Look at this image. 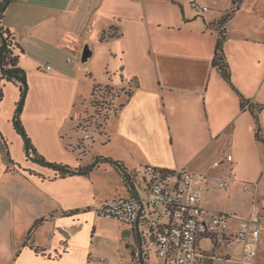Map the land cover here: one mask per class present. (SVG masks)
Wrapping results in <instances>:
<instances>
[{
  "label": "crops",
  "instance_id": "crops-1",
  "mask_svg": "<svg viewBox=\"0 0 264 264\" xmlns=\"http://www.w3.org/2000/svg\"><path fill=\"white\" fill-rule=\"evenodd\" d=\"M193 3L208 11H195ZM231 6V0L9 1L2 26L13 34L18 66L27 72L20 115L26 138L45 163L84 173L61 178L26 157L14 123L21 84L0 79V264H101L98 238L112 226L115 243L104 250H120L132 239L139 260L136 230L103 219L96 208L132 197L126 174L140 180L147 166L210 175L216 174L213 163L231 154L230 186L223 193L240 187L257 197L264 186V145L242 99L262 108L264 134V0L242 1L221 25ZM222 31L232 85L212 65ZM86 45L93 57L83 63ZM99 87L121 92L114 98L117 110L93 133L103 150L94 154L80 144L78 125ZM144 188L134 189L143 197ZM217 190L204 194L205 217L229 214V232L257 212L230 214L220 207ZM221 250L215 255L223 256ZM235 254L241 255L231 252L232 261L212 264H238Z\"/></svg>",
  "mask_w": 264,
  "mask_h": 264
},
{
  "label": "built area",
  "instance_id": "built-area-1",
  "mask_svg": "<svg viewBox=\"0 0 264 264\" xmlns=\"http://www.w3.org/2000/svg\"><path fill=\"white\" fill-rule=\"evenodd\" d=\"M191 6L197 12L208 11L196 3ZM51 69L47 67L48 71ZM250 107L248 103L246 108ZM81 132L83 140L94 139V134L86 127L82 126ZM232 163L233 156L226 154L222 161L213 163L216 174L210 175L147 166L140 180L129 174L128 184L134 188L145 187L143 197L139 196V200L133 195L130 198L118 197L99 205L96 212L103 219L116 220L134 229L136 225L144 227L145 231L141 232L145 240L142 242L144 250L154 248L162 264H212L218 259L232 261L229 254L238 251L241 255L237 263L251 264L259 253L258 246L264 231L259 214L253 212L249 218L240 219L237 229L229 232V214L212 213L206 218L207 212L203 208L206 190L229 189ZM204 238L211 239L213 250H201L200 241ZM219 249H225L229 254L218 257L215 254ZM101 262L106 263L105 259Z\"/></svg>",
  "mask_w": 264,
  "mask_h": 264
},
{
  "label": "rangeland",
  "instance_id": "rangeland-1",
  "mask_svg": "<svg viewBox=\"0 0 264 264\" xmlns=\"http://www.w3.org/2000/svg\"><path fill=\"white\" fill-rule=\"evenodd\" d=\"M101 91L103 95H101ZM120 90L113 89L110 87H99L97 88L96 95L93 96L92 100L86 105V107L82 108L81 112V120L79 122V128L84 126L91 133H96L101 129L103 123H106L109 116L113 113L117 105H119V101L114 104V102L109 101L108 96H116L120 94ZM116 105V106H115ZM81 133V128L79 129ZM82 134V133H81ZM41 135V134H40ZM43 136L41 135V138ZM100 137L94 138V140H86L84 141L86 145L89 146V150H91L94 154L101 153L102 147L99 141ZM27 153V151H26ZM26 154L28 159L34 160L33 154ZM33 158V159H32ZM50 163V162H47ZM52 164V163H50ZM225 190H217L215 194L220 195L219 203L221 204V208L229 211L230 214L237 213L239 216H249L252 211L260 212L261 216L264 217V186L261 185L260 190L257 194V197H254L253 194L247 193L243 188L238 187L237 191L231 192L229 195H225ZM224 192V193H223ZM214 193V192H212ZM212 196V194L210 195ZM255 199V200H254ZM109 226V225H107ZM232 223L229 224V230L234 229ZM231 228V229H230ZM113 231L115 228L112 226L110 230H108L107 236L102 237V235L98 238V244L101 247V250H98V258L101 262L102 257L108 259L109 264H139V260H137L132 253V249L130 248L131 243L133 244V240H127L128 243L125 247H122L120 250H104L107 249L108 245H112L115 243L114 237H112ZM106 234V233H105ZM142 238V234H140ZM113 238V239H112ZM127 239V238H125ZM9 239L5 236L4 238V247L9 246ZM120 244V243H119ZM118 244V245H119ZM123 246V243H122ZM130 248V250H127ZM200 248L202 251H211L213 250V243L211 239L204 238L200 241ZM107 251L108 253H106ZM110 253V254H109ZM226 250H221L218 252V255L227 254ZM229 254V253H228ZM235 259H239L238 254L234 255ZM145 264H162L160 259L156 256V250L154 248H150L146 255L143 257ZM254 264H264V234L259 244V255L253 260ZM101 264H103L101 262ZM215 264H220L219 262H215ZM230 264V263H226Z\"/></svg>",
  "mask_w": 264,
  "mask_h": 264
},
{
  "label": "trees",
  "instance_id": "trees-1",
  "mask_svg": "<svg viewBox=\"0 0 264 264\" xmlns=\"http://www.w3.org/2000/svg\"><path fill=\"white\" fill-rule=\"evenodd\" d=\"M16 1V0H14ZM242 1L244 0H231L232 6H231V10L222 18L220 24L224 25L226 22H228L233 16H235V14H237V12L240 10V6L242 4ZM9 3V1H5L1 6L7 5ZM4 16V10H0V68H1V72H0V79L1 80H6L8 82L11 83H20L21 84V100L18 102L17 108H16V128L18 130H22V135L25 138L26 144H25V148L27 151V155H30L29 153L33 154V158L34 160L40 162L41 164H44L46 161L41 159L39 156H37L35 153V150L33 149L29 139H27V135L25 134L23 127L21 126L20 123V115L23 112V105H25V99H26V94L27 91L29 89L28 87V82H27V75H26V71L21 69L18 66V60H17V56H15V50L17 48L16 44H15V39L13 37V34L7 29L4 28V26H2V19ZM105 39V32L102 36V40ZM226 36L224 34V32H220V36L218 38L217 41V46L215 47V55H214V60H213V67H216L220 73L222 74V76L225 78V81H227L228 83L231 84V74H230V70H229V66L227 61L225 60V55L223 52V45L225 42ZM232 85V84H231ZM101 95H103V92L101 91ZM116 96H108V100L111 102H114V98ZM249 103V101L243 100L242 99V108H246V105ZM250 104V103H249ZM117 110V107L112 110V112L114 113ZM250 110V114L252 115L255 124H256V128H255V136H256V140L263 143L264 145V134L262 131V125L260 122V118H259V112L262 111L261 107H256L253 104L251 105V107L249 108ZM84 141H81L80 144L84 145ZM85 148V147H84ZM32 158V159H33ZM107 162H110L112 165L116 166L117 168L122 169V167L120 166V164H118L117 162H114L112 160L106 159ZM51 167L54 168L59 176L61 178H64L68 175H75V174H83L84 171L82 169H76L73 170L71 167L69 166H62V165H56V163H52ZM127 183L129 182V178L130 175L126 174ZM38 223V222H37ZM36 223V224H37ZM139 264H145L144 263V259L143 257L141 258V260H139Z\"/></svg>",
  "mask_w": 264,
  "mask_h": 264
},
{
  "label": "water",
  "instance_id": "water-1",
  "mask_svg": "<svg viewBox=\"0 0 264 264\" xmlns=\"http://www.w3.org/2000/svg\"><path fill=\"white\" fill-rule=\"evenodd\" d=\"M7 1H10V0H7ZM6 8V5L2 6L0 10H4ZM93 57V52H92V49L89 47V45H86L85 48H84V52H83V56H82V59L81 61L83 63L87 62L88 59L92 58ZM16 120H17V117H15V120H14V123L16 124ZM22 132V130H20ZM45 166H48V167H51V164L50 163H44ZM94 167H91L88 171L92 170ZM128 189L130 190L131 194L137 199L139 200V196L138 194L136 193L134 187L131 185V184H128ZM135 230H136V242H137V245H138V248H139V251H138V254H137V257L139 260H141L142 258V255H143V252H144V245L142 243V240H141V235H140V232H139V227L136 225L135 227ZM128 235V233H127Z\"/></svg>",
  "mask_w": 264,
  "mask_h": 264
},
{
  "label": "flooded vegetation",
  "instance_id": "flooded-vegetation-1",
  "mask_svg": "<svg viewBox=\"0 0 264 264\" xmlns=\"http://www.w3.org/2000/svg\"><path fill=\"white\" fill-rule=\"evenodd\" d=\"M141 240H142V242H145V240H144V239H142V238H141Z\"/></svg>",
  "mask_w": 264,
  "mask_h": 264
}]
</instances>
